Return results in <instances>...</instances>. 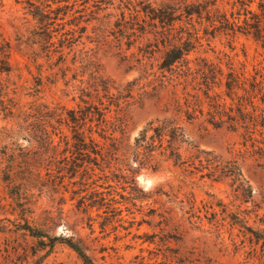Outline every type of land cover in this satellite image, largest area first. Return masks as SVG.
Instances as JSON below:
<instances>
[{
    "label": "rangeland",
    "instance_id": "obj_1",
    "mask_svg": "<svg viewBox=\"0 0 264 264\" xmlns=\"http://www.w3.org/2000/svg\"><path fill=\"white\" fill-rule=\"evenodd\" d=\"M143 1L158 8L155 0H0L9 66L0 71V264H81L64 239L96 264H264V150L244 143L242 129L204 123L206 105L203 117L185 115L204 81L224 95L228 68L250 94L238 93L246 111L264 109V0H209L189 24L175 14L153 21ZM180 26L197 43L187 62L161 69V40ZM85 107L104 116L116 150L100 169L72 173L79 126L70 116ZM177 111L186 141L205 152L201 162L135 166L139 132ZM234 157L244 189L216 170Z\"/></svg>",
    "mask_w": 264,
    "mask_h": 264
},
{
    "label": "trees",
    "instance_id": "obj_2",
    "mask_svg": "<svg viewBox=\"0 0 264 264\" xmlns=\"http://www.w3.org/2000/svg\"><path fill=\"white\" fill-rule=\"evenodd\" d=\"M23 1L33 5L34 0ZM157 1L159 2L157 3ZM207 2H209V0H204L201 3L198 0L191 3H187V0H155L153 3L158 6V8H150L151 3L147 1H143L141 4L143 9L151 10V20H157L160 24L168 23V20L172 21L173 14H175L174 20L189 24L186 23V21H191L194 16L199 17L202 15V11H205L202 10V8L206 6ZM160 9L166 10L161 16L156 14V11ZM146 10L143 11L145 12ZM182 18H185V20H182ZM218 22L220 24L219 28L223 30L231 26V23L224 17L223 22ZM232 24L234 25V23ZM153 27H155V24ZM178 28L179 31L175 34L174 38L169 39L166 37L161 40V45L166 47L160 65L161 69H170L176 64L187 62V56L197 43L196 38L192 37L189 31L185 32L186 37L184 38L183 28L181 26ZM5 56L6 55L0 51L1 72L9 71ZM228 69L230 72L227 73L224 83L225 97H223L224 95L212 94L213 86H211L209 82L204 81V89L198 88L193 95L194 102L186 106L185 115L187 120L191 122L192 120L198 119V116L203 117V107L206 105L208 110L205 113L206 118L203 120L204 123L214 128L225 127L233 132L242 129L244 143L249 142L251 148H257L259 152H263L264 141L263 139L261 141L256 140L255 136L256 133H258L259 136H263L264 134V109L251 105V112L246 111L244 104L241 102V99L244 97L242 95L239 96L238 93L241 91L244 96L250 94L243 86L244 84L240 76L234 74L233 68ZM257 84L262 90V80L257 81ZM199 91L203 98L199 95ZM227 100L231 103L228 104ZM233 102H236L235 109L232 104ZM262 103L264 105V100H262ZM88 108L89 107H85V109L80 110L77 119L70 116V120H77L79 126L78 129L73 132V136L75 137L74 141H76V143L72 147L80 157V164L76 166L77 168L75 166L69 168V172L72 173H76L78 168L82 169L84 172L88 170L94 171L90 166L91 164L100 169L102 163L106 164V158L110 153V149L113 148V150H116L114 148L116 139L111 136H106L103 130V124H105L106 121L104 116L100 112H92ZM94 109L96 110L97 108H93V110ZM189 110H191V113H189ZM95 115H99V119H96ZM180 121V112L177 111L174 117H164L148 122L134 140L131 161L135 163V166H139L141 169L151 168L152 170H157L162 160L173 162L174 166H184L186 164L190 166L193 165L195 161L201 162L200 154H205V152L186 141ZM94 122L95 124H93ZM97 130H99V132H97ZM94 134H97L103 142L97 140ZM106 141L110 143L106 145ZM183 152H187L189 159H191L190 162L192 163L183 159ZM235 158L236 157L224 163L223 161H217L216 170H220L221 172L226 170L225 172H227L230 177H233L232 180L238 183L237 186L240 187V189H244L246 183L243 180L240 166L237 161H235ZM125 179L131 182L135 181L134 176H125ZM21 230L27 232L34 238L46 237L42 232L31 228L28 224H24ZM63 241L76 254L81 264H96L94 259L77 244L67 239Z\"/></svg>",
    "mask_w": 264,
    "mask_h": 264
}]
</instances>
